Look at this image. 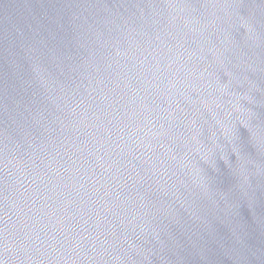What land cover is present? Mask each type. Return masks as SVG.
<instances>
[{"label":"water","instance_id":"water-1","mask_svg":"<svg viewBox=\"0 0 264 264\" xmlns=\"http://www.w3.org/2000/svg\"><path fill=\"white\" fill-rule=\"evenodd\" d=\"M0 264H264V0H0Z\"/></svg>","mask_w":264,"mask_h":264}]
</instances>
